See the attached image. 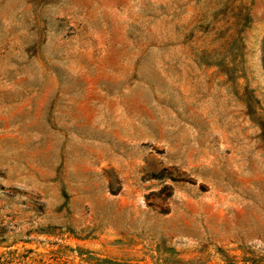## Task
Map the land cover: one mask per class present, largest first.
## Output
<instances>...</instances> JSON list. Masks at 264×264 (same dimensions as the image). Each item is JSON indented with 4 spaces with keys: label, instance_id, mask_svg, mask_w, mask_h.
Returning <instances> with one entry per match:
<instances>
[{
    "label": "rangeland",
    "instance_id": "374dc122",
    "mask_svg": "<svg viewBox=\"0 0 264 264\" xmlns=\"http://www.w3.org/2000/svg\"><path fill=\"white\" fill-rule=\"evenodd\" d=\"M0 264H264V0H0Z\"/></svg>",
    "mask_w": 264,
    "mask_h": 264
}]
</instances>
